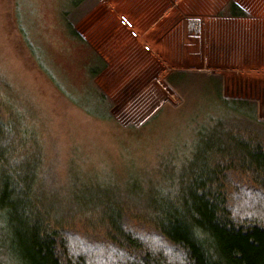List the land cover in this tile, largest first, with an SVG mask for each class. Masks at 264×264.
<instances>
[{
    "label": "trees",
    "instance_id": "obj_1",
    "mask_svg": "<svg viewBox=\"0 0 264 264\" xmlns=\"http://www.w3.org/2000/svg\"><path fill=\"white\" fill-rule=\"evenodd\" d=\"M85 1L71 0L74 8ZM219 15L247 13L229 1ZM68 29L86 44L70 24ZM98 61L92 79L106 67ZM165 81L193 107L179 148L185 160L175 170V160L164 164L159 187L134 183L132 193L112 191L110 198L76 193L74 200L85 207L71 209L64 195L56 202L47 194L44 163L21 172L27 152L43 159L40 147L28 143L14 120L0 117V252L10 253L15 264H264V120L258 101L227 97L219 73L175 70ZM135 220L149 228L145 236L127 227ZM76 221L99 227L104 233L93 235L103 241L81 240Z\"/></svg>",
    "mask_w": 264,
    "mask_h": 264
},
{
    "label": "rangeland",
    "instance_id": "obj_2",
    "mask_svg": "<svg viewBox=\"0 0 264 264\" xmlns=\"http://www.w3.org/2000/svg\"><path fill=\"white\" fill-rule=\"evenodd\" d=\"M101 2L86 0L74 8L71 0H0V117L14 120L18 130L29 136L28 143L40 147L43 159L35 150L27 152L21 157V172L28 164L44 163L51 187L47 194H54L56 202L64 195L71 209L86 206L74 200L76 193L112 196V191L132 193L134 183L161 186L164 164L175 160L171 164L175 170L185 160L179 148L190 127L187 111L193 108L185 106L167 84L170 68L164 66H147L140 74L106 64L91 78L90 70L100 65L101 56L73 38L68 25L76 29L78 23L85 30L86 17L102 8ZM191 48L184 52L185 60H176L180 64H174L173 70L204 68L197 59L199 52ZM235 83L225 81L227 97L259 100L250 97L258 94L253 89ZM260 104L259 116L264 119ZM163 107L160 115L145 124ZM38 191L42 194L39 187ZM75 224L81 240L103 241L93 235L104 233L99 227ZM127 227L142 236L149 232L136 220ZM0 264H15L13 256L0 252Z\"/></svg>",
    "mask_w": 264,
    "mask_h": 264
},
{
    "label": "crops",
    "instance_id": "obj_3",
    "mask_svg": "<svg viewBox=\"0 0 264 264\" xmlns=\"http://www.w3.org/2000/svg\"><path fill=\"white\" fill-rule=\"evenodd\" d=\"M229 1L247 15L220 16ZM101 7L76 31L107 66L171 72L193 47L204 67L197 71L225 72V81L253 89L264 114V77L256 75L264 74V0H102Z\"/></svg>",
    "mask_w": 264,
    "mask_h": 264
}]
</instances>
